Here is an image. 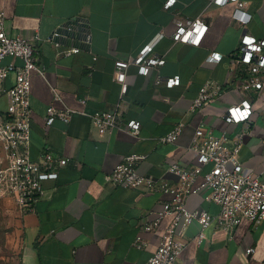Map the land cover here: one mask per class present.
Instances as JSON below:
<instances>
[{
	"label": "crops",
	"instance_id": "obj_1",
	"mask_svg": "<svg viewBox=\"0 0 264 264\" xmlns=\"http://www.w3.org/2000/svg\"><path fill=\"white\" fill-rule=\"evenodd\" d=\"M0 0L3 25L11 36L45 39L70 22L74 35L60 40L62 47H79L71 55L57 54L44 40L36 52L44 73L30 74V156L37 160L48 146L56 158L69 162L58 169L53 180L43 182L45 193L31 210L20 213L15 207L12 232L7 244L18 264H144L157 248L162 232L173 223L174 215L164 216L154 231L142 226L153 219L151 210L170 196L155 189L123 188L105 180V175L124 156L143 155L135 169L153 175L157 181L177 184V176L168 168L176 163L182 168L196 164V154L188 147L194 129L204 122L216 134H223L225 144L233 148L240 136L238 160L253 172L264 170V87L251 91L252 113L247 121L227 123L221 117L241 94L227 88L201 111H190L192 100L207 80L224 87L230 81L232 53L238 46L242 28L231 20L234 2L215 5L212 0ZM250 20L246 31L264 38V0H246ZM204 13L208 28L198 45L176 41L172 35L176 21L195 19ZM90 43H84V35ZM153 54L164 63L138 73L129 64L117 70V60L136 56L155 37ZM211 52H218V62H206ZM19 59L5 57L2 64ZM177 76L172 87L156 84L157 76ZM14 74L0 81V114L7 97L4 90L14 84ZM126 90L121 93L122 84ZM53 90L60 100L53 99ZM85 99V102H81ZM69 107L95 114L118 111L124 120L140 123L139 136L118 129L100 134L88 115L74 113L69 122L55 119L46 125V110ZM178 121L185 126L176 142H161ZM211 164L203 166L207 171ZM201 178H198V181ZM189 210L204 209L212 215L219 205L205 199V192L191 194L185 201ZM204 237L199 241V234ZM137 235L146 240L137 248ZM175 238L185 242L176 264H264V220L253 224L241 219L230 232L214 222L201 230L198 222L185 229L176 224ZM254 248L247 254L246 249Z\"/></svg>",
	"mask_w": 264,
	"mask_h": 264
},
{
	"label": "built area",
	"instance_id": "obj_2",
	"mask_svg": "<svg viewBox=\"0 0 264 264\" xmlns=\"http://www.w3.org/2000/svg\"><path fill=\"white\" fill-rule=\"evenodd\" d=\"M174 0H167L166 6ZM234 2L235 7L231 20L242 28L238 46L232 53L227 87L214 81L207 80L199 88L196 97L192 100L190 111H201L209 103L220 97L227 88L238 90L242 95L238 103L226 107L221 117L227 123L247 121L252 113L251 91L264 87V38L257 39L246 31L250 14L246 11V0H212L215 5ZM209 14L195 19L176 21L172 35L176 41H185L198 45L208 28L209 22L205 19ZM4 13L0 11V81L8 74H14V84L4 90L7 97L6 111L0 114V195H5L14 201L20 213L31 210L34 204L43 197L45 190L43 182L53 180L58 175V169L69 162L68 158H56L48 146L44 147L39 158L33 160L30 156V74L44 73V67L36 52V45L40 40L51 43L57 54L71 55L77 53L79 47H62L60 38L62 30L73 32V23L56 28L45 39L38 34L30 37L11 36L5 31ZM161 35L151 40L136 56H130L126 61L115 62L117 70H122L129 64L137 66L138 73L147 74L151 67L164 63V59L153 54V46ZM84 43H90V35H84ZM5 57L19 59L20 65L14 62L2 64ZM222 58L218 52H211L206 62L214 63ZM178 77L163 78L157 76L156 84L163 82L172 87ZM126 90L122 84L121 93ZM53 99L60 100L53 90ZM81 102H85L82 99ZM74 113L88 115L100 134L112 129L124 131L133 136H139L140 123L136 120H124L118 111H103L95 114L78 112L69 107L57 109L50 105L46 110V125L55 119L69 122ZM185 123L178 121L171 130L159 138L161 142L177 141ZM240 136L233 148L225 144L223 134H216L214 130L200 122L194 129L190 150L196 154V164L192 168H182L173 163L168 170L177 176V184L172 186L164 181H157L153 175L141 174L136 171L135 164L144 158L143 155L131 154L124 156L114 168L105 175L106 182L123 188L155 189L170 196L166 202L158 203L152 210V220L142 226L145 231H154L160 220L169 214L174 215L173 223L163 232L155 251L144 264H176L178 255L185 246V242L175 238L176 224L185 229L191 222L199 223L201 230L214 222L217 228L230 232L241 219H247L253 224L264 220V170L255 173L245 167L238 160ZM211 167L202 172L203 166ZM201 178L198 181V178ZM205 192V199L219 205V212L212 215L204 209L189 210L185 201L191 194ZM204 237L200 232L198 240ZM137 248H145L147 242L140 235L133 241ZM254 248L246 249L247 254L254 253ZM264 262V259H263ZM127 264V263H123Z\"/></svg>",
	"mask_w": 264,
	"mask_h": 264
},
{
	"label": "rangeland",
	"instance_id": "obj_3",
	"mask_svg": "<svg viewBox=\"0 0 264 264\" xmlns=\"http://www.w3.org/2000/svg\"><path fill=\"white\" fill-rule=\"evenodd\" d=\"M15 207L11 198L0 195V264H18L16 255L7 244L8 234L12 232Z\"/></svg>",
	"mask_w": 264,
	"mask_h": 264
},
{
	"label": "water",
	"instance_id": "obj_4",
	"mask_svg": "<svg viewBox=\"0 0 264 264\" xmlns=\"http://www.w3.org/2000/svg\"><path fill=\"white\" fill-rule=\"evenodd\" d=\"M74 31L73 32H68L66 29H63L62 30V34H63V36L60 38V40H62V39H65V38H67L68 36H71V35H74Z\"/></svg>",
	"mask_w": 264,
	"mask_h": 264
}]
</instances>
